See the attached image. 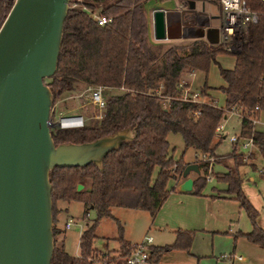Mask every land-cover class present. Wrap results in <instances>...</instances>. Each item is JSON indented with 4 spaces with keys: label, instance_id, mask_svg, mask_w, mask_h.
<instances>
[{
    "label": "trees",
    "instance_id": "1",
    "mask_svg": "<svg viewBox=\"0 0 264 264\" xmlns=\"http://www.w3.org/2000/svg\"><path fill=\"white\" fill-rule=\"evenodd\" d=\"M14 0H0V24ZM69 0L62 25L56 68L52 76L43 79L51 97L72 95L78 85L84 88L102 86L104 107L98 118L83 121L81 127L50 128L54 144L82 143L129 129L134 136L109 150L100 166L88 163L83 167H55L49 171L51 181V217L53 250L50 264H91L96 258L103 264H125L132 243L123 237L122 225L111 213V207H126L146 211L150 217L163 203L169 191L167 180L181 177L184 163L169 154L167 134H178L184 148H192L199 172L194 175L189 194L199 196L209 179L224 184L229 195L242 208L251 224L246 232L236 231L247 241L263 246L264 229L258 224L257 209L243 194L241 176L236 168L243 164L234 148L224 158L233 160L234 170L211 173L208 158L220 141L215 127L227 112L239 118L238 138L250 139L261 158L264 173V129H256L251 119L264 111V5L260 0H245L257 13L244 41L234 53L231 68L221 67L215 60L228 53L220 45L208 44L202 38H192L186 44L170 45L160 50L148 41V24L144 3L148 0ZM164 1V0H157ZM185 3L188 0H176ZM215 4L217 0H193ZM108 20L98 25L91 11ZM211 63L217 65L223 84V106L215 104L206 92V84L197 93V101L182 99L186 83L181 74L207 73ZM208 95V96H207ZM206 98V99H204ZM165 102V104H164ZM195 114V116H193ZM252 156V155H250ZM221 157V156H220ZM219 157V158H220ZM218 161L221 162V159ZM156 169L155 174L153 171ZM81 185L79 190L76 186ZM58 201L82 203L81 217H93L77 239L78 255L64 250L63 229L56 225ZM101 217H110L116 224L117 246L110 257L98 255L93 245L96 224ZM192 230L176 228L170 244L147 245V264H158L166 251H187Z\"/></svg>",
    "mask_w": 264,
    "mask_h": 264
},
{
    "label": "water",
    "instance_id": "2",
    "mask_svg": "<svg viewBox=\"0 0 264 264\" xmlns=\"http://www.w3.org/2000/svg\"><path fill=\"white\" fill-rule=\"evenodd\" d=\"M69 0H14L0 24V264H50L53 250L51 181L55 167L100 166L103 156L134 136L129 129L82 143L54 144L50 136V89ZM185 10L194 11L188 0ZM172 12V11H171ZM170 11L154 9L155 40L202 38L215 45L217 27L206 18L197 33L169 26ZM187 163L179 191L188 192ZM81 185L76 186L79 190Z\"/></svg>",
    "mask_w": 264,
    "mask_h": 264
},
{
    "label": "rangeland",
    "instance_id": "3",
    "mask_svg": "<svg viewBox=\"0 0 264 264\" xmlns=\"http://www.w3.org/2000/svg\"><path fill=\"white\" fill-rule=\"evenodd\" d=\"M112 0H106L103 4H107ZM145 9V8H144ZM97 15V10L91 11ZM214 12L217 16L220 15L219 6L214 4ZM148 16V13L146 12ZM205 15L199 16V21L202 22ZM211 24L218 25V21H213ZM148 41L153 45H158L160 50H163L174 40H155L152 35L150 26L148 25ZM234 53L228 52L219 54L215 57L216 62L224 68H231L234 61ZM180 77H184V73ZM189 89L193 92H199L203 84H206V92L213 97L217 106L223 103V94L218 89L220 84H223L218 75L217 65L211 63L207 73L194 72L189 77ZM84 90L83 85H78L77 90L70 98L68 96L51 97V104L54 105L55 114L81 115L82 119L89 120L96 118L98 111L86 100L84 96H74L80 94ZM207 95V96H208ZM165 104V102H164ZM264 112V111H262ZM227 117L221 120L222 135L220 143L215 148V153L224 155L231 149V143L228 137L231 135L237 136L238 118L235 114L228 112ZM254 123L256 129H264V126ZM167 142L169 154L174 160L181 159L184 163L192 162L199 156L192 148H184L181 137L178 134H167ZM241 139L234 143V148L237 154L241 155L242 165L236 168L241 176L240 188L257 211V222L264 229V173L260 174L263 163L261 158L255 151L253 146L243 148L240 146ZM252 155V156H250ZM219 156V155H218ZM220 157V156H219ZM208 158V164L211 173L216 172V165L219 163H227L230 169L234 170L232 159ZM221 159V162L218 161ZM228 167V168H229ZM226 169V168H225ZM156 169L153 171L155 174ZM195 173L189 172L187 177L193 178ZM175 180L180 182L182 177H176ZM215 185L214 178L211 176L206 181L201 193H210L211 186ZM167 188L175 186L174 179L170 178L166 183ZM224 203V202H223ZM234 205L224 203L218 205L216 203L198 202V209L203 213L202 220H196L192 215L181 217L180 221H188L187 228L192 230V239L187 251L172 249L162 254L159 264H238L231 260L232 257L241 256L244 258V264H264V248L263 246L247 241L242 235L233 236L236 231L246 232L251 229V224L242 208L237 206L236 201L230 202ZM56 205L59 207L57 214L56 225L63 229L64 250L70 255H76L77 239L81 230L86 223L93 217L92 209H88L87 218L81 217L83 205L77 201L63 202L58 201ZM111 213L118 219L122 225L123 237H129L130 240L139 241L144 235L151 237L150 245H165L170 244L174 239V230L176 226L158 224L153 219L151 220L148 213L144 210L126 208V207H111ZM182 213L181 215H183ZM188 214V211L185 212ZM70 220L69 225L64 227V222ZM198 221V222H197ZM194 223H197L193 225ZM193 225V226H192ZM173 227H175L173 229ZM195 227V228H193ZM95 232L97 236L93 240V245L98 250H106L111 252L115 248L116 240V224L110 217L99 218ZM107 248V249H105Z\"/></svg>",
    "mask_w": 264,
    "mask_h": 264
},
{
    "label": "crops",
    "instance_id": "4",
    "mask_svg": "<svg viewBox=\"0 0 264 264\" xmlns=\"http://www.w3.org/2000/svg\"><path fill=\"white\" fill-rule=\"evenodd\" d=\"M186 6H187V4L184 6L183 3L177 2L176 0H164V1L148 0L144 3V8H145L144 13H145V17L147 20V24L150 26V29H151V13L154 9L160 8V9L170 11V14L167 15V24L169 26H172V27L180 26L181 28L182 27H188V28L192 29V31H191L192 34L197 33V29H198L197 26H199V24L202 23L206 18L209 19V24L211 26H216V24H211L213 21L219 20V16H217L214 12V4L207 3V2L194 1V11H190V12L185 10ZM146 12L148 13V16L146 15ZM200 15H205L204 16L205 18L203 19L202 22H198ZM190 39H192V38L171 39V40H174V42L169 44V45L186 44L187 42H189ZM193 73L194 72H192L190 74H184V77L183 78L181 77V81L188 85V87L186 88L187 90H190L189 89V83H190L189 77H191L193 75ZM221 85L222 84H220L219 86H221ZM204 99H206V98H204ZM223 99H224V96H223ZM214 102L216 104L215 100H214ZM222 106H223V103L220 107H222ZM231 113H233L237 116V114L235 112H231ZM226 117H227V115H225V118ZM237 118H238V116H237ZM257 120H258L257 121L258 124H261L264 126V112L260 111L258 113ZM219 126H220V130L218 131V133H219V136L221 139V138H224V135H222V123L221 122L219 123ZM238 130H239V118H238ZM237 133H238V131H237ZM219 143H220V141H219ZM233 145H234V143H231L230 151L224 155L216 154L215 151H214V153L216 155L225 156L231 152ZM225 159L229 160L230 158H225ZM188 163H194V161L188 162ZM228 167L229 166L227 165V163L226 164L225 163H219L218 165H216V170H217L216 172H220V173L225 172L226 169H230V167L229 168ZM259 173L262 174L261 172H259ZM181 181L177 182V180L174 179L175 186L173 187V189H171L169 191L165 200L158 207V209L156 210L154 215L152 217L149 216L151 220L153 219L156 223L164 224L166 226L169 225V226H176V228H187L188 226H191V225H187L189 223H183V222H188V221H180L181 217L192 215L195 219V222H196V220H202V218H203V213L200 211V209H198L197 206H195V207L193 206L195 204H198V202H203V203L209 202L211 204L216 203L218 205H224V203H227V204L234 205V204L230 203V202H234V200L229 195L224 194L223 190H224L225 186L223 183L216 182L214 180L215 185L211 186V192L210 193H204L203 192V193H201V195L196 196V195L189 194L188 192L179 191L178 186L181 183ZM187 211H188V214H185V212H187ZM182 213H184V214L181 215ZM195 224H197V223H194L193 225H195ZM174 228L175 227H173V229ZM193 228H195V227H193ZM125 238L128 239L131 243L138 242V241L130 240V238L127 236ZM150 242H151V240H150ZM150 242H149V244H150ZM63 245H64V242H63ZM116 246H117V243H115V248L111 252H107L106 250L101 251V250L97 249V252H98L97 256L98 255H105V256L110 257L111 255L114 254V250L116 249ZM105 249H107V248H105ZM75 254L78 255V248H77ZM242 259H243V261H238L235 257L231 256V260L236 261L238 264H244L245 263L244 258H242ZM91 264H103V263L101 261H99L98 258H96L95 260H93V262H91ZM158 264H159V262H158ZM230 264H233L232 261L230 262Z\"/></svg>",
    "mask_w": 264,
    "mask_h": 264
},
{
    "label": "built area",
    "instance_id": "5",
    "mask_svg": "<svg viewBox=\"0 0 264 264\" xmlns=\"http://www.w3.org/2000/svg\"><path fill=\"white\" fill-rule=\"evenodd\" d=\"M264 5V0H260ZM216 3L220 9V15L217 27L218 40L215 45H220L221 48L227 52H236L239 45L244 41L247 35L248 26L254 23L257 19V13L251 10L245 0H217ZM187 4V3H186ZM183 3V5H186ZM92 18L98 25L104 24L108 19L103 16L91 14ZM181 81L179 84L181 85ZM104 88L102 86L86 87L84 90L74 96H84L88 103H90L97 111L99 117L100 111L104 107L103 99ZM72 97L71 95L68 98ZM182 99H189L190 101H197L199 96L197 93L188 94L187 89H183ZM54 105L51 104L49 111V126H57L61 129H69L81 127L83 125V119L81 115H69V114H55ZM195 116V114L193 115ZM257 118H252L251 122L254 124ZM215 130L218 132L220 126L217 125ZM241 139L240 146L243 148L253 146L250 139L238 138L235 135L228 137L231 143H237ZM70 220L64 222V227L69 225ZM151 240L150 236L144 235L142 240L132 243V250L129 255L124 259L125 264H146L148 257L147 245ZM238 261H243L241 256L235 257Z\"/></svg>",
    "mask_w": 264,
    "mask_h": 264
}]
</instances>
